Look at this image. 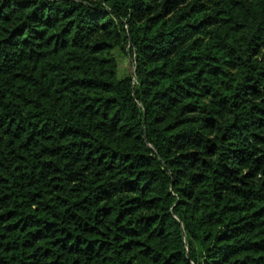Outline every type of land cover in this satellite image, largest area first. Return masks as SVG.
<instances>
[{
    "label": "trees",
    "instance_id": "16d2710c",
    "mask_svg": "<svg viewBox=\"0 0 264 264\" xmlns=\"http://www.w3.org/2000/svg\"><path fill=\"white\" fill-rule=\"evenodd\" d=\"M0 264H264V0H0Z\"/></svg>",
    "mask_w": 264,
    "mask_h": 264
},
{
    "label": "rangeland",
    "instance_id": "374dc122",
    "mask_svg": "<svg viewBox=\"0 0 264 264\" xmlns=\"http://www.w3.org/2000/svg\"><path fill=\"white\" fill-rule=\"evenodd\" d=\"M114 54L118 60V78L124 74H133L132 61L128 57L120 55L117 50L114 51Z\"/></svg>",
    "mask_w": 264,
    "mask_h": 264
}]
</instances>
